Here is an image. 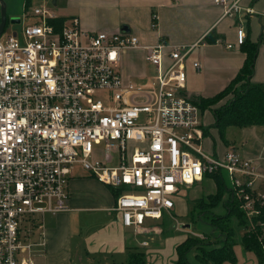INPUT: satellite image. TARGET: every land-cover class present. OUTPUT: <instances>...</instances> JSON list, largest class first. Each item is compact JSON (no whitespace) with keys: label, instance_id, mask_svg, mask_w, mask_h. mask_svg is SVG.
Masks as SVG:
<instances>
[{"label":"built area","instance_id":"obj_1","mask_svg":"<svg viewBox=\"0 0 264 264\" xmlns=\"http://www.w3.org/2000/svg\"><path fill=\"white\" fill-rule=\"evenodd\" d=\"M214 2L226 15L254 12L239 0ZM27 15L37 19L0 35V264H37L44 232L40 241L31 234L43 229L46 213L68 208L77 168L122 190L114 209L136 232H149V219L173 216L182 187L212 173L228 176L254 227L264 172L234 147L204 151L200 107L183 90L196 43L142 45L128 31H89L78 16L61 22L45 7ZM152 19L155 28L156 13ZM246 38L240 20L237 43ZM140 47L157 70L147 89L125 82L119 70L122 51Z\"/></svg>","mask_w":264,"mask_h":264},{"label":"crops","instance_id":"obj_2","mask_svg":"<svg viewBox=\"0 0 264 264\" xmlns=\"http://www.w3.org/2000/svg\"><path fill=\"white\" fill-rule=\"evenodd\" d=\"M68 2L69 5L80 6L77 16L82 27L89 31H113L126 28L125 31L139 37L142 45H156L161 40L173 44L196 43L185 60L187 75L185 92L189 96H213L239 72L246 58V53L237 43L236 21L240 18L249 41L260 42L251 81L264 83V0H239L242 7H250L254 12L247 13L243 9L234 16L226 15L223 5L216 4L214 0H68ZM25 6L27 8L26 4ZM153 13L157 14L155 28L152 27ZM214 28L221 38L217 42L207 43L204 37ZM261 35L262 41H260ZM229 43L233 46L229 47ZM127 50L129 49L122 51L119 65L124 81L127 82L131 77H139L151 83L152 77L157 73L155 66L151 76H146L145 73H126L124 66L126 58L123 53ZM194 62L200 63L199 70L194 67ZM213 121L212 115L210 123ZM241 129L242 136L248 140L242 142L240 148L236 146L235 148L239 149L243 157L253 160L259 170L264 172V126L256 124ZM227 148L224 146L218 152L223 154ZM115 190V187L100 182L89 173L83 170L77 171L69 180L68 208L58 213L48 212L44 215L45 245L36 246V250L40 251L35 257L36 263L73 264L71 235L73 219L76 220L78 217H89L93 220L98 218L95 223L88 225L85 236L81 238L85 249L79 250L78 253L82 252L87 257L104 255L112 260L119 256L128 259L129 253L136 248L137 244L134 241L137 232L134 228L130 230L129 226L124 225L121 213L114 209L117 201ZM183 222L176 221V223ZM175 229L183 234L178 237L180 243L189 233L183 232L187 229L178 228L176 225ZM41 239L42 233L35 240ZM143 241L146 240H142L139 244L146 245L147 243L144 244ZM81 245L82 242H76L77 250ZM63 254L65 257H62ZM168 258H170L169 264H175L176 248L174 255L171 251L169 256H160L157 264L164 263Z\"/></svg>","mask_w":264,"mask_h":264},{"label":"trees","instance_id":"obj_3","mask_svg":"<svg viewBox=\"0 0 264 264\" xmlns=\"http://www.w3.org/2000/svg\"><path fill=\"white\" fill-rule=\"evenodd\" d=\"M31 1L26 0V5ZM65 18L62 16L59 21L62 22ZM154 22L157 23L155 19ZM239 23L240 20L237 18L236 33ZM219 38H221V35L214 28L204 37V40L207 43H214ZM262 40L261 35L260 41ZM259 45L260 42L255 43L249 41L248 38L245 39L241 44L242 50L246 53L244 64L234 78L217 94L213 96H189L186 94L196 104L199 103L197 105L202 113L208 110L214 117V121L209 125L202 121L204 139L213 135V130H215L217 136L227 148L229 141L226 137V131L230 126L240 128L256 124L264 126V83H253L251 81L255 71ZM211 143V153L217 154L218 150L215 142ZM230 147L235 148L234 145ZM205 178L217 180L218 188L215 192L201 195L196 199V204L193 205L190 211V219L191 221L197 219L209 224L210 230L202 232L203 237L190 233L183 241L178 243L176 246V264H191L188 253H193L195 259L203 264L236 262L235 245L237 242L235 236L238 232H241V244L244 249L256 255L258 264H264V225L262 224L264 222V206L261 208L260 213L253 218L255 223L253 227L245 211L241 208L240 202L233 196L225 181V176L222 173H212ZM115 189L117 200L122 190ZM175 202L177 205L176 200ZM166 216L161 218L163 219L161 225H166L164 221ZM127 260L128 264H150L145 252L137 248L129 253Z\"/></svg>","mask_w":264,"mask_h":264},{"label":"rangeland","instance_id":"obj_4","mask_svg":"<svg viewBox=\"0 0 264 264\" xmlns=\"http://www.w3.org/2000/svg\"><path fill=\"white\" fill-rule=\"evenodd\" d=\"M5 2L7 4L8 21L2 33L3 36L12 33L14 31H19L23 25L37 19V17L34 15L26 16L27 13H32L35 7H41V8L45 7L48 8L51 12H55L60 15H66L68 18L77 16V12L80 9V6L69 5L70 3L68 2V0H56V3H54V0H32L30 3H28L27 8L25 6L26 0H5ZM113 31L117 32L120 31V29L119 30L115 29ZM145 54L146 51L142 48L129 49L125 51L123 55L126 58V63L124 65L126 69V73H131V74L145 73L147 74L146 76H151L155 71V67L148 60H146ZM128 81L134 82L138 86L140 85L142 88L145 89L149 88L150 86V82L147 79H142L139 77H131L130 80ZM183 90L185 91V87L183 88ZM99 98H101L103 101H106V94L103 92L100 93ZM197 104L199 105L198 102ZM206 111L207 112L202 113V111L200 110V119L201 122L203 121L206 125H209L212 120V114L210 113V111L208 110ZM212 134L214 135V137L213 135H211L209 136V138H205L203 142L204 151L207 153H211L212 150L210 147L212 144L211 142L213 143L215 142L216 149L218 151H220L224 147V144L217 136L215 130H213ZM242 135H243V131L240 127H229L226 131L227 139L231 142L232 145L236 146L237 148H240V145L246 139L248 140V138H245ZM99 147L104 148L107 151H111V152L115 151V149L112 147L107 148V145L104 143L100 144ZM254 164L259 170L257 164L255 162ZM77 171H81V170L77 168ZM225 181L229 186V188L232 187V182L226 174H225ZM217 188H218L217 180L213 178H205L198 183L182 187L181 192L174 196V199L178 201V203L172 212L173 216L165 217L164 221L166 222V225L160 224L163 221V219L161 220L149 219L146 222V225L148 227H153V228H151L149 232L146 233L137 232V234H135L136 240L134 241V243L137 244L135 247L138 250L145 252L146 258L150 264H157V261L159 260L160 256L161 257L169 256L171 254V251L173 252V255L175 254L176 244L179 242L178 237L183 235L182 233L179 232L180 230L177 231L175 229L177 220L180 222L184 221L183 223L191 224L190 229L187 227L184 228L189 231L183 230V232H187L189 234L193 233L194 235L203 237L202 232H207L210 230V225L203 221L197 219L191 221L190 211L193 205L196 204V199L198 197H200L201 195H208L209 193L215 192ZM219 208L221 209V207ZM220 209H216V210L221 211ZM97 219L98 218L93 220L89 217H82V218L78 217L76 220L73 219V229L71 235L72 236L71 256L73 259V264H128L127 258H122L120 256L115 257V259H113L115 261H113L112 258H107L104 255H97V257L90 255L89 257H87L82 252L78 253L79 250L85 249V246L81 238L85 236V232L88 229V225L95 223V220ZM43 222L45 223V220H43ZM26 225H27L26 223L23 224V229L26 228ZM30 228L31 225H29L27 229ZM129 228L130 230H133V227H129ZM155 228H160L161 232L155 233L154 230H152ZM42 230H44V228L37 229L35 227L33 233L31 234L32 235L31 238L38 239V237L41 235ZM131 236H133V234H131ZM241 237H242L241 232H238L235 236V240L237 242L235 245V253L237 257L236 262L234 263L225 262V263L226 264H258V259L256 258L255 254L251 251H247L244 249L243 245L241 244ZM142 240H146L147 244L146 245L139 244V242H141ZM175 240L176 243L174 244ZM78 241L82 242V245L79 246L78 247L79 249L77 250L76 242ZM62 257H65V255L63 254ZM188 259L191 264H203L195 259L193 253L191 254L188 253ZM169 260L170 258H168L164 263L161 264H169ZM174 263L176 264L175 260Z\"/></svg>","mask_w":264,"mask_h":264},{"label":"water","instance_id":"obj_5","mask_svg":"<svg viewBox=\"0 0 264 264\" xmlns=\"http://www.w3.org/2000/svg\"><path fill=\"white\" fill-rule=\"evenodd\" d=\"M54 3H56V0H54ZM0 35L3 33L5 26L7 24L8 21V17H7V4L5 2V0H0ZM124 31L126 30V28L123 29ZM184 228H190L191 224L190 223H184L183 224Z\"/></svg>","mask_w":264,"mask_h":264},{"label":"bare ground","instance_id":"obj_6","mask_svg":"<svg viewBox=\"0 0 264 264\" xmlns=\"http://www.w3.org/2000/svg\"><path fill=\"white\" fill-rule=\"evenodd\" d=\"M230 190V189H229Z\"/></svg>","mask_w":264,"mask_h":264}]
</instances>
